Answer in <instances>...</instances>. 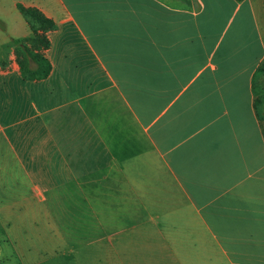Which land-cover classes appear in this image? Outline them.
<instances>
[{"label":"crops","instance_id":"0c3cea01","mask_svg":"<svg viewBox=\"0 0 264 264\" xmlns=\"http://www.w3.org/2000/svg\"><path fill=\"white\" fill-rule=\"evenodd\" d=\"M17 4L58 28L46 79L0 52V206L60 208L58 237L115 264H264V0Z\"/></svg>","mask_w":264,"mask_h":264},{"label":"rangeland","instance_id":"374dc122","mask_svg":"<svg viewBox=\"0 0 264 264\" xmlns=\"http://www.w3.org/2000/svg\"><path fill=\"white\" fill-rule=\"evenodd\" d=\"M13 3L15 4V0H0V38L6 35V28L10 27L11 22L13 24L14 14L20 16ZM29 36H32V31ZM12 40L9 46L0 41V52L14 49L15 60L18 63ZM260 70L264 73V62ZM255 91L256 115L264 129V78H256ZM26 209L28 215L34 214V208ZM16 210L19 209L0 206V264H115L121 258L124 262H129L131 259L130 255H101L98 253V248L88 246L82 238L58 237L66 228V223L46 220L52 218L50 214H57L60 208L45 206L38 208L42 222H29L27 220L29 217L24 218L23 215L19 219L18 214L14 213ZM23 218H27V221L22 220ZM53 218L58 219V217ZM137 258L139 264H143L147 256H137Z\"/></svg>","mask_w":264,"mask_h":264},{"label":"trees","instance_id":"16d2710c","mask_svg":"<svg viewBox=\"0 0 264 264\" xmlns=\"http://www.w3.org/2000/svg\"><path fill=\"white\" fill-rule=\"evenodd\" d=\"M17 9L32 31V36L12 40L22 77L28 81L46 79L52 71V65L46 56L50 48L48 33L56 30L58 25L36 7L17 4Z\"/></svg>","mask_w":264,"mask_h":264}]
</instances>
